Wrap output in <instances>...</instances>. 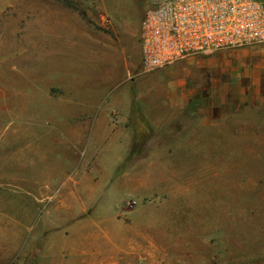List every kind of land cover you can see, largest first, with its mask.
Returning a JSON list of instances; mask_svg holds the SVG:
<instances>
[{
	"label": "rangeland",
	"instance_id": "obj_1",
	"mask_svg": "<svg viewBox=\"0 0 264 264\" xmlns=\"http://www.w3.org/2000/svg\"><path fill=\"white\" fill-rule=\"evenodd\" d=\"M52 1L0 0L5 162L53 129L52 185L74 206L39 215L37 253L264 264V42L146 70L145 0Z\"/></svg>",
	"mask_w": 264,
	"mask_h": 264
},
{
	"label": "crops",
	"instance_id": "obj_2",
	"mask_svg": "<svg viewBox=\"0 0 264 264\" xmlns=\"http://www.w3.org/2000/svg\"><path fill=\"white\" fill-rule=\"evenodd\" d=\"M138 43L140 50V40ZM182 103L185 105L188 100ZM111 137L107 145L114 149L112 145L118 147L120 142L117 134ZM35 140L22 146L21 150L25 151L20 162H5L6 135H0V264H70L68 260L50 256L52 246L48 241L37 253L39 215H62L65 211L70 215L74 206H70L68 197L59 194V188L52 185L54 169L53 162H49V152L55 141L53 129L40 138L44 142L37 144ZM69 141V136L62 141L67 149ZM125 143L127 148L129 143ZM27 151L32 152L30 159L25 158ZM40 174H46V179H38ZM56 246L57 251H65L64 244ZM121 252L122 248L115 244L109 253L94 257L93 264H131L132 261L120 255Z\"/></svg>",
	"mask_w": 264,
	"mask_h": 264
},
{
	"label": "built area",
	"instance_id": "obj_3",
	"mask_svg": "<svg viewBox=\"0 0 264 264\" xmlns=\"http://www.w3.org/2000/svg\"><path fill=\"white\" fill-rule=\"evenodd\" d=\"M139 40L144 69L264 42V0H145Z\"/></svg>",
	"mask_w": 264,
	"mask_h": 264
}]
</instances>
